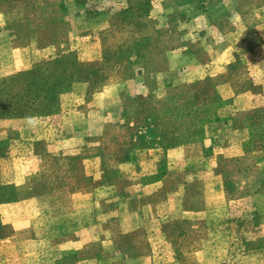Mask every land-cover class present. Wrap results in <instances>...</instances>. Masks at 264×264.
Masks as SVG:
<instances>
[{"label":"rangeland","instance_id":"obj_1","mask_svg":"<svg viewBox=\"0 0 264 264\" xmlns=\"http://www.w3.org/2000/svg\"><path fill=\"white\" fill-rule=\"evenodd\" d=\"M182 2L0 0V120L58 117L71 108L72 86L88 84L86 101L94 109L102 110L104 120L100 125L91 126L94 134L88 138V144L80 154L96 152L97 140L108 153H114L106 156L112 163L106 177L111 182H119L125 171L113 168V163L122 158L124 151L164 150L191 142L204 143L209 138L212 122L218 120V110L224 101L216 92L218 80L205 73V49L212 44L206 39L200 42L199 35L209 30L199 28L189 35L191 30L187 28H173L175 18L167 10ZM238 3L240 6H264V0H239ZM191 5L192 10L198 11L197 4ZM156 7L161 12L152 15ZM260 12L256 13L254 20L263 19L264 11ZM170 18L171 25L166 26ZM178 30L187 32L185 45L178 44ZM250 30L253 49L256 37L254 28ZM240 47L237 46L241 60L237 61L235 72L239 76L236 80L246 83L247 60L244 48ZM82 49L97 55V59L81 60L90 55L83 56ZM168 56L173 57V67L180 70L179 75L165 77L157 74L166 70ZM143 71L145 73L140 74ZM93 115L95 119L90 117L92 123L98 118L96 112ZM246 122L251 140L237 151L227 153L235 154L240 149L250 150L264 144V108L246 115ZM18 138L19 131L8 132L7 138L0 140V156L7 157L13 140ZM221 144L206 141V152L211 159L203 164V170L206 167L208 174L212 165L216 172L205 177L210 203L222 198L223 183L247 176L235 157L217 154ZM35 151L44 153V144L37 143ZM253 176L255 182L263 178L262 173ZM3 186L0 264H42L45 253L40 245H30L31 242L26 241L29 237L37 240L38 232H15L24 222V209L14 198L12 186ZM250 190L238 189L239 193ZM230 211L225 219L207 220L205 241L199 243L198 234L186 235L182 240H176L179 249L174 254L163 240L153 237L149 250L126 252L129 259L120 258L121 253H115L108 242L114 237L118 239V234L126 229L120 226L119 217L113 215L110 226L108 224L110 228H106V233L100 237V247L91 251L67 247L55 253L58 259L53 264H250V261L255 264L263 261L264 264V254L250 255L247 251L260 244V238L258 240L255 234L249 233L258 227L256 218H247L252 210L248 212L245 206H239L236 211ZM119 246L122 248L123 245ZM24 252L29 254L28 259H22ZM95 256L96 261L83 262L86 257L92 259Z\"/></svg>","mask_w":264,"mask_h":264},{"label":"crops","instance_id":"obj_2","mask_svg":"<svg viewBox=\"0 0 264 264\" xmlns=\"http://www.w3.org/2000/svg\"><path fill=\"white\" fill-rule=\"evenodd\" d=\"M189 1L191 3L183 0L182 4L168 8L167 13L175 18L173 28H187L191 30L189 35L199 28L209 30L199 35L200 42L206 39L212 44L205 49V73L218 80L216 92L224 101L204 143L191 142L164 150L122 151V158L113 163V168L125 171L119 182H111L106 177L112 163L106 156L114 153H108L97 140L96 152L81 155L88 138L94 134L91 126L100 125L104 120L102 110L94 109L86 101L88 84L72 86L71 108L58 117L0 120V140L7 138L11 130L19 131V138L13 140L8 156H0V183L14 188L24 209V222L15 232H38L37 240L29 237L26 241H30V245L38 243L42 248L45 257L40 263L53 264L58 259L55 253L67 247L85 251L97 249L101 246L98 243L101 235L110 228L108 224L110 226L113 215L119 217L120 226L126 228L118 234V239L108 240L114 252L121 253L120 258L126 259L129 251L149 250L153 237L163 240L175 254L179 249L176 240L198 234L199 243L205 241L207 220L225 219L230 210L236 211L239 206H245L248 212L252 210L247 218L258 220V227L249 233L260 238V244L246 250L250 255L264 254V144L250 150L240 149L235 154L227 153L251 139L246 115L264 108V17L254 20L256 13L264 11V6H240L239 0ZM192 3L198 5V11L192 10ZM155 12L161 11L154 9L152 15ZM171 20L168 19L166 26L171 25ZM250 28H254L256 37L253 49ZM176 34L178 44L185 45L187 32L178 30ZM237 46L244 48L247 60L246 83L236 80L239 76L235 72L237 61L241 60ZM88 49H82L83 56L90 54ZM80 59L92 61L97 55ZM167 64L166 70L157 74L165 77L180 74L179 69L174 70L172 56L167 57ZM95 112L98 118L92 123L90 117L95 119ZM207 140L222 143L217 154L235 157L239 168L247 173L241 179L223 183L224 194L213 203L208 199L205 177L216 172L212 165L208 174L206 167L203 170V164L211 159L206 152ZM37 143L44 144V153L35 151ZM201 173L204 175L200 176ZM261 173L263 178L255 182L253 175ZM242 188L252 190L239 193L238 189ZM125 244L128 247H124ZM119 245H123L122 248ZM28 257L24 252L22 259ZM91 258L86 257L83 262L96 261V256Z\"/></svg>","mask_w":264,"mask_h":264},{"label":"trees","instance_id":"obj_3","mask_svg":"<svg viewBox=\"0 0 264 264\" xmlns=\"http://www.w3.org/2000/svg\"><path fill=\"white\" fill-rule=\"evenodd\" d=\"M0 111H1V108H0ZM251 140V139H250ZM3 189H4V186L0 183V202H2V197H1V193H2V191H3ZM12 190H13V193H14V198L16 199V200H18V197L16 196V193H15V190H14V188L12 187Z\"/></svg>","mask_w":264,"mask_h":264}]
</instances>
